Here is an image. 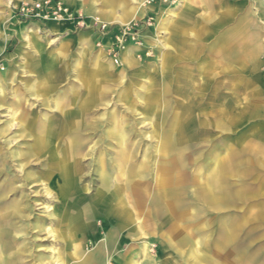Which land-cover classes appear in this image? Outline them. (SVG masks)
Segmentation results:
<instances>
[{
	"label": "rangeland",
	"instance_id": "1",
	"mask_svg": "<svg viewBox=\"0 0 264 264\" xmlns=\"http://www.w3.org/2000/svg\"><path fill=\"white\" fill-rule=\"evenodd\" d=\"M258 1L238 0L226 16L228 0H187L172 24L176 0H0L6 264H214L217 255L220 264H264ZM242 21L260 53L232 71L227 35ZM200 60L204 69L226 62L228 72L217 66L211 88L197 93L189 81L198 87L200 73L186 76L178 92L176 80ZM50 125L61 132L49 140L59 154L72 134L85 144L68 191L49 152L28 154ZM116 180L123 206L106 204Z\"/></svg>",
	"mask_w": 264,
	"mask_h": 264
},
{
	"label": "bare ground",
	"instance_id": "2",
	"mask_svg": "<svg viewBox=\"0 0 264 264\" xmlns=\"http://www.w3.org/2000/svg\"><path fill=\"white\" fill-rule=\"evenodd\" d=\"M155 1V0H154ZM46 2V1H45ZM37 3V4H35V5H33L34 7L33 8H31V10H32V12H35V11H37V10H39V11H41V10H43V9H45L47 6H48V4L49 3ZM259 2V7L262 9V10H264V0H259L258 1ZM183 4V3H182ZM181 5V4H180ZM180 7V6H179ZM182 7V6H181ZM181 9V8H180ZM264 13V12H263ZM179 15L180 14H176V15H173V17L174 18H179ZM175 20V19H174ZM249 24H246V26H248ZM252 28V26L250 27V26H248L247 27V30H249L250 31V29ZM244 30V29H243ZM239 31H240V29H239ZM235 33H236V31H235ZM249 34H250V40H249V42H251L250 43V47L252 48L251 49V51H250V53H251V55H253V56H257V55H259V53H260V50H259V47H255V46H253V43H255V41L257 42L258 40L255 38V35L253 34V33H251V32H249ZM245 42V41H244ZM242 46V45H241ZM243 47V46H242ZM240 48V47H239ZM245 49V47H243V49H239V51H237V52H235L234 54L235 55H233L234 56V58L233 59H236L237 57H243L244 55H245V53H247L246 52V49ZM227 65H229V64H226L225 66H222V68L223 67H225V68H223V70L224 71H221L223 74H227V72H228V66ZM211 66L209 65L208 67H207V69H204V68H206V66L202 63V61L200 60V61H196L195 63H192V67H191V70L190 69H187V70H185V72L183 73V76H181V78H178L177 80H176V87H177V90H178V92H180L181 91V88H182V82L185 80V77L186 76H189V77H196V75L197 74H199L200 73V75H201V80H200V82L198 83V87H196L195 85V82H191V81H189L190 82V84H192L191 86H192V88H194V90H195V92L197 93V92H199V91H201L202 90V88H203V86H205L206 84L208 85V88L210 89L211 88V84L213 85V77L215 76V72H216V70L219 68H217V67H211ZM231 67V66H230ZM229 67V68H230ZM164 68L165 69H168V68H170V66H169V63L168 62H165V65H164ZM221 68V67H220ZM232 69V71L234 70V69H236L237 70V68L236 67H233V68H230V70ZM48 70H50L49 68H48ZM47 70V71H48ZM240 70V69H239ZM241 70H242V68H241ZM240 70V71H241ZM190 79V78H189ZM186 81V80H185ZM211 83V84H210ZM203 84H205V85H203ZM224 86H226V84L224 85ZM239 88V87H238ZM204 90V89H203ZM243 89L242 88H240L239 89V91H242ZM89 92V91H88ZM92 92V91H91ZM249 93V92H248ZM246 93H244L243 95H245ZM97 95V94H96ZM90 96H92V95H90ZM89 102H87V104H88ZM227 105V103H225L224 104V106H226ZM80 111H84V104L82 103V106H81V110ZM82 114V113H81ZM189 114V107H185L184 108V117L183 118H185L187 115ZM62 117H63V119H64V121H66L65 123H66V129L68 130H70V132L71 133H74L75 131H77V128H75V126L74 125H72V123L70 124V122H69V120H70V112H67V113H63L62 114ZM182 121V120H181ZM177 125H180V120H179V124H177ZM72 126V127H71ZM74 127V128H73ZM71 128V129H70ZM29 129V131H32L31 133L34 135L35 133H34V131H33V129H30V128H28ZM68 130V131H69ZM79 131V130H78ZM60 130H59V128H57L55 125H50L49 126V128L47 129V137L45 138V139H42V140H40V139H38V138H35L36 136L34 135V138H35V145L32 147V150L28 153L30 156H32V157H36V158H39L40 157V155L41 154H43V153H48L49 152V156H50V158H51V161L53 162H55V164L56 165H58V168H56V174L58 175V179L60 180V182H56L57 183V186H59L60 187V189H61V191L63 190V191H68V190H70L71 189V187H72V176H73V173H74V167H75V165L77 164L75 161H73V160H75V159H77V158H79V157H81V153H82V151H83V149H84V147H85V144L83 143V144H79L77 141H76V138L79 136V133H75V134H72L71 135V140L66 144V147L64 148V150L63 151H61V153L59 154L58 152H56L55 151V148L53 149L50 145H51V143H50V141L49 140H52V139H54V138H56V137H58L59 135H60ZM67 133H69V132H67ZM62 136V135H61ZM66 136V135H65ZM123 141L121 140V143H122ZM60 152V151H59ZM7 161H5V160H1V166L3 167V164H5ZM16 162L17 163H19V160L17 159L16 160ZM18 172H20V171H18ZM54 173V172H53ZM53 173H51L50 175H48L47 177H48V179H50V180H54L55 178H54V175H53ZM119 177V176H118ZM120 179V178H119ZM56 181H57V179H56ZM59 184V185H58ZM120 184V183H119ZM122 185V184H121ZM124 187V186H123ZM122 187V188H123ZM121 187H120V185H118L117 184V180H116V182H115V185H114V188H113V190L111 191V193L109 194V195H107V198H106V204L108 205L110 202H112V203H114L115 205H122L123 206V201H122V194H121V189H120ZM107 201H109L108 203H107ZM125 203V202H124ZM112 206V205H111ZM127 208V207H126ZM131 213V212H130ZM80 214V213H79ZM80 217H82V215L80 216ZM122 217H123V221L125 222V223H127L126 221V219H129V218H131V215L130 214H127L126 212H123L122 213ZM120 224V223H119ZM127 226V225H126ZM0 242H1V240L3 239H5L6 237H5V232H4V227L1 225V222H0ZM3 231V232H2ZM3 234V235H2ZM183 238H179V240H182ZM2 240V241H3ZM184 240V239H183ZM4 243H7V241L6 242H4ZM6 246H5V248H4V246L3 247H1V244H0V264H6L5 263V260H4V258L3 257H5V253H6ZM220 259H222V257L220 256V255H217L216 256V258H215V260H214V264H220Z\"/></svg>",
	"mask_w": 264,
	"mask_h": 264
},
{
	"label": "crops",
	"instance_id": "3",
	"mask_svg": "<svg viewBox=\"0 0 264 264\" xmlns=\"http://www.w3.org/2000/svg\"><path fill=\"white\" fill-rule=\"evenodd\" d=\"M171 1H174V0H171ZM176 1H178V5L177 6H175V5H168L169 6V11H173L172 12V14L170 15V20H172V24H175L177 21H174V19H176V18H174L173 17V15H176L177 13H182L181 11L183 10V8L185 7V5H183L184 3L186 4L187 3V0H176ZM238 0H228V11H227V15L226 16H228V14H231V12L233 13V5H235L234 3H236ZM183 3V4H182ZM181 4V5H180ZM258 4H259V2H258ZM180 6V7H179ZM182 6V7H181ZM181 8V9H180ZM180 16V15H179ZM226 16H225V18H226ZM168 18V17H167ZM177 19H179V18H177ZM245 26V22L244 21H242L240 24H238V26H236V27H233L232 28V30L230 31V34L229 35H227V37H228V39H231V45L233 44V43H236V45H235V48H234V50H233V53H232V55L231 56H228V55H224V61H229L230 59H231V64H230V66L233 68V67H236V68H238L239 67V64L238 63H240L241 62V60L242 59H240V57H237L236 59H233L234 58V56L233 55H235L234 53L235 52H237V51H239V49H243V47H245V45H247V47L245 48L246 49V55H247V57H249V54H250V45H249V31L247 30V27L245 28L244 27ZM239 29H240V31H239ZM244 29V30H243ZM246 30V32H247V34L244 36V32L243 31H245ZM235 31H236V33H235ZM245 41V42H244ZM243 47H242V46ZM240 47V48H239ZM244 49V50H245ZM225 52H226V50H225ZM228 54V53H227ZM244 57V56H243ZM237 61L236 63L238 64V65H235L236 63L234 62V61ZM226 62H225V64H223L222 66H225L226 65ZM228 63V62H227ZM233 63V64H232ZM212 66V65H211ZM217 66H219V67H222L221 66V64H216L215 66H213V67H217ZM242 69H243V67H241Z\"/></svg>",
	"mask_w": 264,
	"mask_h": 264
}]
</instances>
